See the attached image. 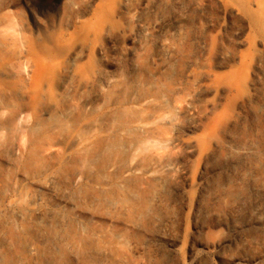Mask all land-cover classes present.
<instances>
[{
  "label": "bare ground",
  "instance_id": "6f19581e",
  "mask_svg": "<svg viewBox=\"0 0 264 264\" xmlns=\"http://www.w3.org/2000/svg\"><path fill=\"white\" fill-rule=\"evenodd\" d=\"M253 3L264 19V0ZM6 7L0 0V264H169L149 243L174 220L183 180L196 183L189 212L216 221L250 189L264 195V87L245 92L249 124L246 111L218 110L229 89L190 70L195 48L215 52L212 38L194 41L187 28L152 42L141 31L127 68L115 62L97 80L73 52L57 78L41 60L23 90Z\"/></svg>",
  "mask_w": 264,
  "mask_h": 264
},
{
  "label": "rangeland",
  "instance_id": "374dc122",
  "mask_svg": "<svg viewBox=\"0 0 264 264\" xmlns=\"http://www.w3.org/2000/svg\"><path fill=\"white\" fill-rule=\"evenodd\" d=\"M6 1L3 13L11 18L7 42L15 59L25 61L14 81L21 89L29 88L41 60L48 59L43 73L57 78L68 63V54L76 52L78 66L100 80L114 71L115 62L125 68L130 65L129 52L142 33L157 42L190 28L194 41L207 37L216 44L210 55L194 49L190 70L196 80L207 84L219 76L229 90L216 103L217 109L243 115L246 111L244 117L250 123L245 92L249 87V94L257 97L264 87V19L253 0ZM253 59H257L254 64ZM228 169L224 168V176L236 180L234 170ZM210 172L208 168L203 172V182H210L214 176ZM189 181L180 184L183 195L172 205L174 220L161 227L163 238L150 242V248L162 253L169 264H264V195L250 189L241 206L216 221L206 210L189 212L185 196L196 189V183Z\"/></svg>",
  "mask_w": 264,
  "mask_h": 264
}]
</instances>
